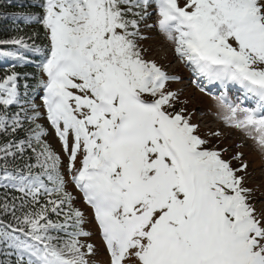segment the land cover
<instances>
[{
    "label": "snow or ice",
    "instance_id": "obj_1",
    "mask_svg": "<svg viewBox=\"0 0 264 264\" xmlns=\"http://www.w3.org/2000/svg\"><path fill=\"white\" fill-rule=\"evenodd\" d=\"M9 8L0 264H264V186L239 150L264 157V0ZM161 38L221 128L193 122L179 75L150 58Z\"/></svg>",
    "mask_w": 264,
    "mask_h": 264
},
{
    "label": "rangeland",
    "instance_id": "obj_2",
    "mask_svg": "<svg viewBox=\"0 0 264 264\" xmlns=\"http://www.w3.org/2000/svg\"><path fill=\"white\" fill-rule=\"evenodd\" d=\"M149 44L153 45L150 58L161 63L172 73H176L181 78V83L174 84L172 87L175 90H182V100L187 101V108L189 111L195 112L193 116V122H200L201 129L207 128L219 129L222 125L215 121V108L214 102L211 97L201 93L194 84L190 82L189 77L191 73L188 69L184 68L179 62H172L169 65V61H173V52L169 44L163 41L161 38L159 41H149ZM242 137L238 133H234L231 140L225 141V143L231 147L232 144L241 140ZM55 149L59 151V144L55 140L52 141ZM247 147L239 149L245 153V157L250 165V171L253 176L250 178V184L253 186H264L261 182V177L264 176V157L258 152H255L251 146V141H247Z\"/></svg>",
    "mask_w": 264,
    "mask_h": 264
},
{
    "label": "trees",
    "instance_id": "obj_3",
    "mask_svg": "<svg viewBox=\"0 0 264 264\" xmlns=\"http://www.w3.org/2000/svg\"><path fill=\"white\" fill-rule=\"evenodd\" d=\"M14 2L19 3L20 0H0V8L11 11L9 6L12 5ZM14 27L15 26L13 25L11 19L6 20V19L0 18V39H6V38L11 37L12 35H15L16 32L14 30ZM24 31L31 32L32 29L25 28ZM3 67H6V65L0 62V69H2ZM29 71H31V69H29Z\"/></svg>",
    "mask_w": 264,
    "mask_h": 264
}]
</instances>
